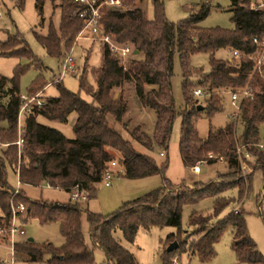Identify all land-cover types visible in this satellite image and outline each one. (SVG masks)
<instances>
[{
    "label": "trees",
    "instance_id": "16d2710c",
    "mask_svg": "<svg viewBox=\"0 0 264 264\" xmlns=\"http://www.w3.org/2000/svg\"><path fill=\"white\" fill-rule=\"evenodd\" d=\"M13 1L17 7L23 4V0ZM44 1L35 0L38 12L42 11ZM50 1L53 7L60 9L59 24L54 27L50 23L46 35L36 32L34 35L46 53L58 58L61 63L72 49L84 21L78 14L80 6L73 1L61 0L58 5L54 4L58 0ZM120 1L119 7L106 6L102 9L101 28L94 36L101 46V65L90 71L94 87L88 85L84 69L79 76V90L88 94L91 101H85L78 93L66 90L57 82L56 97L46 98L43 105L33 106L22 114L21 148L16 141L19 138L18 115L21 107L19 80L24 70L16 67L12 76L0 75V230L9 228L11 206L16 208L23 204L27 217L36 219L41 225L58 223L63 237L59 247L50 243L37 245L28 240L16 247L30 255L34 264H95V248L104 253L105 259L101 264H138L116 240L115 231L132 243L140 230L180 228L184 206L212 199L210 214L192 210L189 215L188 224L192 231L187 235H194L195 239L187 242V238L182 239L181 233L176 237H167L165 247L174 241L178 242V246L171 252H167L166 247L163 264H172L176 254L185 252L196 254L201 260L210 259L214 244L227 229L231 231V248L237 261L264 264V257L249 237L240 211L235 212L236 208H232L214 221L227 207L242 200L249 190L253 172L259 169L263 183L257 204L264 223V149L260 148L264 146L260 139L264 127V66L253 71L254 64L248 58L257 52L253 38H264L263 9L257 8L256 0H230L233 28L207 29L199 26L209 15L207 4H199L198 9H191L186 19L173 23L165 17L162 0H149L153 10L151 20L146 19L138 7L124 9L125 0ZM102 35L109 36L118 45L132 46L133 51L125 65L107 44L99 40ZM62 48L66 53L62 52ZM219 50L227 51L230 57L226 60L215 58ZM233 52L238 55H233ZM175 54L182 72L184 109L180 112L175 108L170 85ZM197 54L208 55L207 72L191 67L190 59ZM0 55L26 57L38 70H45L18 35H9L0 42ZM192 76L196 79L194 85L188 81ZM126 81L134 82L140 103L155 113L153 135L150 137L142 133L141 138L132 131L129 136L133 141L148 150L153 146L165 148L174 120L179 116V153L183 163L192 168L199 161L213 164L219 158H225V171L207 183L192 187L175 185L163 178L160 188L123 204L116 212L106 216L90 212L79 202L71 200L66 203L28 200L20 188L13 195L14 189L7 183V166L18 172L20 185L37 186L46 182L49 187L68 194L77 188L85 193L86 201L92 199L97 184L116 160L112 151L118 154L117 162L126 179L163 175L166 162L157 165L151 156L139 153L132 142L117 131L116 127L122 124L127 113V103L122 96L112 98L111 92ZM45 86L42 79H36L27 90V97L39 95ZM244 88L251 89L253 97L242 100L238 111L223 127L209 129L206 138L201 139L196 121L202 112L207 119H211L223 110L225 93ZM194 89H199L202 97H195L192 93ZM199 99H202V105ZM71 114H75L71 139L37 120L42 117L66 123ZM238 126L241 127L239 135ZM24 152L29 153L25 156ZM242 152L250 155L245 161L251 169L249 173L242 169ZM25 161L29 168L23 165ZM231 190L237 192L236 198L224 196ZM82 216H85L88 226L89 242L82 234Z\"/></svg>",
    "mask_w": 264,
    "mask_h": 264
},
{
    "label": "rangeland",
    "instance_id": "374dc122",
    "mask_svg": "<svg viewBox=\"0 0 264 264\" xmlns=\"http://www.w3.org/2000/svg\"><path fill=\"white\" fill-rule=\"evenodd\" d=\"M165 17L168 21L177 23L186 19L191 13V9H198L199 4H207L209 6V15L200 23L202 28H221L231 29L233 24L231 22V11L229 8L230 0H162ZM258 4H262L264 11V0H256ZM61 0L54 4L58 5ZM140 8L146 17L151 20L153 18L152 5L149 0H125L123 8ZM0 42L5 41L9 35H18L26 43L32 54L39 60L45 70H38L26 57L17 56H1L0 55V75L10 77L16 67L24 70L20 76L19 88L20 95L27 96V90L32 82L40 78L44 81L46 86L39 97L41 99L52 98L58 95L57 82H60L66 90L78 93L80 98L85 101H91V98L83 90H79V76L83 69L87 74L86 79L89 86L94 87V79L90 74L91 69H97L101 65V46L100 42L89 34V31H80L76 35V40L73 43L71 57L75 65L73 72H66L61 74L59 59L49 56L45 49L37 42L34 32L40 35H46L48 26L51 23L57 27L60 20L59 7H53L50 0H45L42 5V11L38 12L35 6V0H23L21 7H17L13 0H0ZM62 52L66 51L62 48ZM69 52L66 53L68 55ZM230 54L225 50H219L215 53V58L226 60ZM190 65L194 69H202L203 72L209 70L208 55L197 54L191 57ZM54 76L56 78H54ZM54 78V80H53ZM59 79V80H57ZM189 84L194 85L196 79L192 76L188 79ZM55 83V84H54ZM170 85L172 96L175 103V108L178 112L184 109L183 92H182V72L178 55L175 54L173 61L172 76L170 78ZM223 110L215 114L211 119H207L204 112L196 121V129L201 139L206 138L209 129L215 130L223 127L230 117L236 112L235 105L231 104L229 94L225 93ZM122 96L127 103V113L122 119V124L117 126V131L132 142L133 147L142 154L151 156L157 165H162L165 162L167 166L163 175H154L140 179H126L123 177V170L117 162L118 154L112 153L115 156V164L112 167V175L106 180L109 185L105 186V180L102 179L97 184L95 197L81 202L83 208L90 212L106 216L116 212L123 204L133 201L137 198L143 197L161 187L163 178H166L172 184H194L207 183L213 180L217 174L223 173L226 167L225 158H219L217 163L207 164L199 161L194 165L199 166L200 172L195 174L191 167L183 163L182 157L179 153L180 140V122L181 119L177 116L174 120L170 138L165 148L153 146L151 150L141 147L138 143L133 141L129 136V132L135 131L137 136L142 138V133L150 137L154 132L155 113L153 110L144 107L136 93L133 81H126L124 84L111 92V97L117 99ZM202 105V99H199ZM23 119V118H22ZM75 120V114L68 117L66 123L55 121H48L42 117L37 120L43 125L59 130L66 138H73L72 120ZM21 122V120H20ZM112 125V122H110ZM125 125V129L122 127ZM113 126V125H112ZM241 127H237V134L241 132ZM17 137V135H16ZM261 142L264 143V127L260 132ZM29 152H24L27 156ZM211 155H209L210 157ZM19 165V163H18ZM25 167L29 168L27 161L24 162ZM17 167V165H16ZM246 173L251 170L246 165L243 168ZM7 183L12 189L20 188L28 200L35 201H54L59 203H66L70 200V196L63 190L51 188L46 182H41L40 185H20L18 183L16 173L7 166ZM263 183L262 172L256 169L252 176L248 192H245L242 200L239 203H233L227 207L215 220L224 216L232 208L238 209L242 213L245 220L246 230L251 240L256 244L257 249L264 257V223L259 215V207L257 204V197L260 194ZM224 196L236 198L237 192L235 190L228 191ZM23 205V204H22ZM24 206V205H23ZM25 207V206H24ZM192 210L201 211L206 214L212 212V199H206L194 206H184L181 214L180 228L163 227L151 228L148 232L138 231L134 241L129 243L123 239L119 231L114 232L116 240L128 250L134 257L138 264H163V254L165 241L169 235L176 237L181 233L182 239L187 238V242L196 237L188 236L192 231L189 227L188 219ZM21 217V218H20ZM20 217L14 221V226L18 230H23V235L13 234L10 238L4 234L0 239V262H9L11 258L10 247L15 251L14 264H34L30 255L20 252L16 247L22 246L28 239L37 245L50 243L54 247H59L63 243V237L59 232L58 223H51L41 225L36 219L27 217L21 214ZM185 232V233H184ZM82 234L84 239L89 242L88 226L85 216H82ZM3 238V239H2ZM178 244L177 241H174ZM232 235L231 231L227 229L224 231L220 239L213 246V256L208 260H201L196 254L191 252L178 253L172 259V264H245L236 260L235 254L231 248ZM95 264H101L104 259L102 250L94 249ZM45 260V258H44ZM43 260V261H44ZM41 264V263H40Z\"/></svg>",
    "mask_w": 264,
    "mask_h": 264
},
{
    "label": "built area",
    "instance_id": "2783aa9c",
    "mask_svg": "<svg viewBox=\"0 0 264 264\" xmlns=\"http://www.w3.org/2000/svg\"><path fill=\"white\" fill-rule=\"evenodd\" d=\"M74 3L78 4L80 6L79 9V17L83 19L84 21V26L82 28V31H89V34L91 36H96L99 34L100 28H101V19L103 17L102 14V9L103 7L106 6H111V7H119L121 6V1L120 0H71ZM257 8L262 9V4L257 3ZM1 18V14H0ZM99 40L108 45V48L111 52L116 53L119 56V59L123 65H125L126 61L129 58V55L132 53L133 48L130 45H118L111 41L109 36H100ZM253 42L257 45V52L255 55L248 56L249 59L253 62V71L259 70L261 66H264V38L262 39H256L253 38ZM233 55H238L237 52H233ZM60 71L61 74L66 73V72H73L75 70V65L71 57V52L68 53L64 57V59L60 63ZM59 80V79H57ZM193 95L195 97H202V92L199 89H194L192 91ZM229 94V99L231 104L235 105L236 112L238 111L239 104L242 100L245 99H251L253 97V93L251 89L244 88L241 90H236V91H231L228 92ZM19 99L21 101V107L18 115V134L19 138L16 141V144L18 145L19 148H21L22 145V139H21V133L23 131L22 125H21V117L22 114L30 111L33 106H41L44 103V99H41L39 95H34L32 97H27L24 95H19ZM260 148L264 149V146L261 145ZM238 152L241 153L240 148L238 149ZM243 153V152H242ZM241 155V154H240ZM243 158H242V169L247 165L246 160L250 158V155L247 153H243ZM211 157V156H210ZM201 163V162H200ZM198 163V164H200ZM114 162L110 164V166H114ZM195 165L191 168L192 172L197 174L199 173L200 169L199 166ZM250 169V168H249ZM244 170V169H243ZM251 170V169H250ZM17 179H18V172L16 173ZM110 175H112V172L108 169L105 171L103 175V179L106 181ZM19 183V181H18ZM20 184V183H19ZM48 185V184H47ZM109 183L106 181L105 186H108ZM19 188L14 189L13 195L17 193ZM70 200L72 202H83L86 200V195L84 192L79 191L77 188H75L74 191L69 193ZM235 212H238V209H235ZM25 213V208L22 204H19L16 208L11 206V220H10V225L7 230H0V239L1 237L6 234L9 236V244H10V238L13 234H20L23 235V230H18L14 226V221L17 219V217H20L21 214ZM21 218V217H20ZM3 239V238H2ZM1 242V241H0ZM11 250V258L9 262L6 261H1V264H14V257H15V251L13 250V247H10ZM173 264H178L177 262Z\"/></svg>",
    "mask_w": 264,
    "mask_h": 264
},
{
    "label": "water",
    "instance_id": "95a60500",
    "mask_svg": "<svg viewBox=\"0 0 264 264\" xmlns=\"http://www.w3.org/2000/svg\"><path fill=\"white\" fill-rule=\"evenodd\" d=\"M134 53L136 54L137 51H134ZM198 108H202V107L199 106ZM28 240H29V241H32L31 239H28ZM177 246H178V244H177L176 242H173V243H171V244L167 247L166 251H167V252H171V251L175 250V249L177 248Z\"/></svg>",
    "mask_w": 264,
    "mask_h": 264
},
{
    "label": "crops",
    "instance_id": "0c3cea01",
    "mask_svg": "<svg viewBox=\"0 0 264 264\" xmlns=\"http://www.w3.org/2000/svg\"><path fill=\"white\" fill-rule=\"evenodd\" d=\"M40 96V95H39ZM73 122H74V119L72 120ZM72 122V123H73ZM111 169H112V167H110V165H109V170L111 171ZM112 172V171H111ZM200 172V171H199ZM188 186H190V185H192V184H187ZM29 241V240H28Z\"/></svg>",
    "mask_w": 264,
    "mask_h": 264
}]
</instances>
